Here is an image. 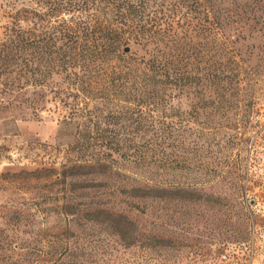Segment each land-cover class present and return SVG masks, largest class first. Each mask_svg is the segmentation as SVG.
<instances>
[{
  "label": "trees",
  "instance_id": "obj_1",
  "mask_svg": "<svg viewBox=\"0 0 264 264\" xmlns=\"http://www.w3.org/2000/svg\"><path fill=\"white\" fill-rule=\"evenodd\" d=\"M30 1L8 15L0 39V107L36 116L53 106L74 154L63 177L120 165L141 172L131 190L145 198L195 192L196 183L162 185L160 169L206 173V154L237 165L225 152L240 139L227 131L250 128L258 70L238 63L222 30L260 20L264 0ZM182 98L185 110L175 106Z\"/></svg>",
  "mask_w": 264,
  "mask_h": 264
},
{
  "label": "rangeland",
  "instance_id": "obj_2",
  "mask_svg": "<svg viewBox=\"0 0 264 264\" xmlns=\"http://www.w3.org/2000/svg\"><path fill=\"white\" fill-rule=\"evenodd\" d=\"M31 6L0 0V39L8 15ZM255 16L222 30L238 63L258 70L250 128L244 136L241 126L227 131L240 139L225 152L237 165L206 154V173L159 170L162 185L196 183L194 193L141 198L131 190L143 186L132 180L141 172L120 165L109 175L63 177L74 154L66 151L69 135L57 133L53 106L36 116L0 107V264H264V9ZM235 184L247 185L246 193Z\"/></svg>",
  "mask_w": 264,
  "mask_h": 264
},
{
  "label": "water",
  "instance_id": "obj_3",
  "mask_svg": "<svg viewBox=\"0 0 264 264\" xmlns=\"http://www.w3.org/2000/svg\"><path fill=\"white\" fill-rule=\"evenodd\" d=\"M128 51H129V48H127V47L123 49L124 53H127Z\"/></svg>",
  "mask_w": 264,
  "mask_h": 264
}]
</instances>
